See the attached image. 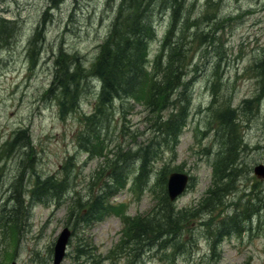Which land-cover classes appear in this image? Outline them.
<instances>
[{
	"label": "rangeland",
	"instance_id": "obj_1",
	"mask_svg": "<svg viewBox=\"0 0 264 264\" xmlns=\"http://www.w3.org/2000/svg\"><path fill=\"white\" fill-rule=\"evenodd\" d=\"M62 1L50 9V0H0V16L14 20L17 28H11L15 35L0 48V214L13 204V186L24 196V202L27 200L36 176L60 178L67 170L72 187L59 202L30 201L24 212L27 216L12 235L4 216L0 217V264L12 260L17 264H52L54 242L66 226L71 236L59 264H264V178L252 170L256 164H264V92H258L260 82L251 68L264 51V0H185L172 36L185 51L183 81L189 98L180 134L164 139L151 125L156 115L140 100L126 98L114 102L109 130L95 131L94 140L88 136L93 147L89 151L82 147L81 130L95 103L96 79L88 78L78 110L63 118L44 92L52 78L53 52L59 47L76 53L88 64L115 10L105 0ZM153 10L157 36L149 45L150 61L160 47L166 22L171 20L169 9L158 11L155 6ZM44 14L48 21L43 49L32 66L27 41ZM206 30L214 32L202 42ZM248 98H254L256 105L251 110L243 107V100ZM226 104L235 108L245 147L238 155L242 165L231 190L221 205L210 211L204 197L214 185L213 164L223 149L224 133L213 110ZM176 105L170 104L161 114L167 116ZM19 129H25L31 138L28 151L34 154L33 164L30 155L23 158L22 146L18 145L24 139L17 138L15 145L7 142L20 135ZM146 145L150 162L144 178L137 179L138 156L129 154L132 160L124 184L111 196L105 193L106 187L100 190L107 174L96 170L107 158ZM161 167H165L166 175L177 167L189 174L187 189L172 201L176 209L185 212L175 220L178 223L165 224L160 236L146 240L139 249H132L134 246L127 242L119 245L125 224L120 213L130 218L152 210L166 177L158 175ZM19 174L22 178L16 183ZM75 191L82 202L88 192L89 196L104 193L105 200L117 206L86 224L79 221L80 214L78 221L74 220L75 213L69 219ZM247 201L250 208L243 211L252 216L244 221V228L215 236L221 221Z\"/></svg>",
	"mask_w": 264,
	"mask_h": 264
},
{
	"label": "trees",
	"instance_id": "obj_2",
	"mask_svg": "<svg viewBox=\"0 0 264 264\" xmlns=\"http://www.w3.org/2000/svg\"><path fill=\"white\" fill-rule=\"evenodd\" d=\"M105 1L113 5L115 11L106 34L101 38L99 44H97L96 54L88 64H84L76 53L65 52L58 47L51 56L53 66L52 78L44 93L47 96H51L57 107L58 115L63 118L71 112L77 111L88 78L96 79L97 91L94 92L95 103L92 106L91 112L86 116L82 129L84 133L82 135L83 140L81 139L82 147L87 151L93 148L91 147L92 139L97 136L95 131L99 132L101 129H104V132L107 131L110 121L109 114L112 112L111 108L114 102L126 98L140 100L149 109L150 113L156 115L151 125L160 131L164 139L175 138L180 133L181 127L184 125L188 115L189 98L186 93L185 82L183 81L182 63L185 51H183L182 43L174 42L172 37L176 31V24L181 18L185 0ZM49 3L52 4V7H58L63 1L50 0ZM155 6L158 11L160 9L165 12L169 9L171 20L166 22L160 47L150 61L149 45L157 36V28L153 20V14L155 13L153 8ZM46 16L44 14L40 18L39 24L27 41L28 60H30L32 66L36 63L37 55L40 54L43 47V26L47 18ZM11 28L17 29L15 21L5 20L4 16H0V47H5L12 36L15 35L17 30L13 33ZM162 56L166 58V61L162 59ZM251 68L254 69L253 71H255L260 82L258 92L259 89L261 92H264V51L262 56L257 57L253 61ZM178 89L181 91L177 93ZM172 97H174V101H172ZM175 100L178 101L179 105H176ZM253 100L254 98L244 99L243 107L251 110L254 107ZM170 104L176 105V109L171 111L167 116H163L161 114L162 111ZM221 106L213 110V113L216 116L218 127L220 126V129L224 132H221L223 149L214 160L213 175L215 183L209 189L206 199H204V201H209V209L211 210L215 206L221 205V199L231 190L237 170L242 165V161L240 162L238 155L245 147L240 130L241 125L239 124L237 115H234L235 108L229 104ZM103 122L105 126H103ZM17 132L20 135L14 136L7 142L10 145H15L19 141L17 138L24 139L18 145L22 146L23 158H27L30 155L29 160L33 164L34 154L28 151L32 147L31 138L25 129H19ZM21 134L24 136H21ZM85 134L86 136H84ZM88 136H91L92 139H89ZM147 146H141L135 152L127 150L124 152V155H119V152H116L111 158H107L105 163L96 170L98 174H107L104 186L100 190L106 187L107 192L105 193L111 196L124 184L123 177L131 159L129 154L138 156L139 168L137 179L141 180L144 178L149 169L148 165L150 162ZM63 171L60 178L54 175L34 177V181L28 190V199L25 202L24 196L18 192L17 186H13L14 190L11 194L13 204L9 209L5 208L0 214V217L4 216V222L12 228L13 232L18 230V223L21 219L27 216L28 209L26 210V215L24 213L27 202H59L65 193L71 191L72 187L69 185L68 171ZM165 174V167H161L158 170V175L165 176ZM21 178L22 175L19 174L16 183H19ZM92 183L93 181L91 180L89 186ZM76 196L77 192L75 191L68 218L70 219L73 213H75V217L80 214L79 221L85 224L88 221L99 219L109 209L117 206L113 202H110V200H105L104 193L102 195L98 193L97 195L93 194L89 196L88 192L83 202ZM211 201H214V204H210ZM152 207V210L147 214H139L130 218L126 217L125 228L127 229L124 231L125 239L123 238L122 244L127 242V244L134 246L132 249H139V247L145 244L146 240L151 241L160 236L159 233L161 231L159 230L164 229L165 224L170 226L175 222L178 223L175 220L179 214L185 212L176 210L171 205L165 194L164 179L162 182V192L157 196V200ZM246 208H250L248 201L244 204V207L234 211L229 218L222 220L221 225L223 228L219 233H228L231 229L238 230L242 217L248 212L243 211ZM2 220L3 218L0 219V221ZM153 223L154 226H152ZM170 233L175 234L176 231Z\"/></svg>",
	"mask_w": 264,
	"mask_h": 264
},
{
	"label": "water",
	"instance_id": "obj_3",
	"mask_svg": "<svg viewBox=\"0 0 264 264\" xmlns=\"http://www.w3.org/2000/svg\"><path fill=\"white\" fill-rule=\"evenodd\" d=\"M254 173L259 177H264V165L257 164L253 168ZM187 175L184 173L172 172L169 175L167 183V192L169 197L173 199L178 193H180L186 184ZM70 232L67 228H64L59 234L55 245H54V254H53V264H58L63 256L64 248L68 240ZM11 264H16L11 262Z\"/></svg>",
	"mask_w": 264,
	"mask_h": 264
},
{
	"label": "bare ground",
	"instance_id": "obj_4",
	"mask_svg": "<svg viewBox=\"0 0 264 264\" xmlns=\"http://www.w3.org/2000/svg\"><path fill=\"white\" fill-rule=\"evenodd\" d=\"M48 6H49L50 9H55V8L52 7V4H50V3L48 4ZM57 9H58V8H57ZM4 19L7 20L8 18L6 19L5 16H4ZM47 21H48V20L46 19L43 28L46 26ZM213 32H214V31L209 32L208 30L203 31V32H202V42L207 41V40H208V36H212L210 33H213ZM0 48H2V47H0ZM42 49H43V48H42ZM42 49H41V50H42ZM40 52H41V51H40ZM162 59L166 61V58L163 57V56H162ZM164 64H165V63H164ZM262 94H264V93H261V95H262ZM259 95H260V94H259ZM257 96H258V95H257ZM256 98H257V97H256ZM256 98H255V99H256ZM256 100H257V99H256ZM256 100H255V101H256ZM260 100H261V99H260ZM261 101H262V100H261ZM255 103H256V102H255ZM263 103H264V101H263ZM253 104H254V103H253ZM261 104H262V102H261ZM261 104H260V105H261ZM255 106H256V105H255ZM255 106H254V107H255ZM111 111H112V108H111ZM107 127H108V128H107V131H108V130H109V125H108ZM258 208H260V207H258ZM75 219H76L77 221L79 220L77 217L74 216V220H75Z\"/></svg>",
	"mask_w": 264,
	"mask_h": 264
}]
</instances>
